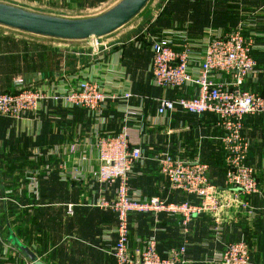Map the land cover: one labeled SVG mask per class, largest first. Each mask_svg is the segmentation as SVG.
<instances>
[{"label": "crops", "instance_id": "crops-1", "mask_svg": "<svg viewBox=\"0 0 264 264\" xmlns=\"http://www.w3.org/2000/svg\"><path fill=\"white\" fill-rule=\"evenodd\" d=\"M87 8L90 7H82ZM152 20L142 26V30ZM134 28L130 26L124 37L117 36L109 44L110 51L105 53V60L96 63L90 45L73 50L72 46L46 41L48 38L14 30L7 32V28L0 26V44L6 48L0 51V83L5 84L8 90L5 93H9L16 78L40 85L65 75L96 82L104 79L106 87L111 86L116 92L130 91L143 99L144 109L141 124L139 117L131 118L128 128L134 139L138 138L139 126L143 128L145 138L141 147L146 154V161L131 175L130 187L144 196L159 197L169 203L190 201L197 204L195 198L171 191L167 181L158 174L154 159L167 153L185 162L199 160L206 164L210 182L222 190L220 197L227 201L229 192L223 190L225 165L221 140L224 132L216 116L197 117L176 112L153 123L147 122V118H156V99L190 97L196 89L193 86L177 91L153 88L147 72L151 52L144 42H138V46L132 42L142 31ZM238 28L245 37L253 34L257 46L253 52L256 71L245 82L244 88L264 95V0H171L155 18L150 31L157 35L163 30L185 31L188 39L197 45L217 32L229 34ZM199 52L200 49L194 46L192 54L195 56ZM20 69L24 71L22 77L10 75L17 74ZM144 85L151 92H145ZM138 102L131 100L128 105L136 107ZM123 109L124 106L118 104L109 107L107 116L112 119L104 125V130L113 134L121 131ZM92 122V117L85 111L50 106L40 112L38 120L31 116L23 120L0 117V264H31L16 242L45 264H114L110 252L116 241V218L111 211L94 207L96 198L91 192L97 191L98 186L89 190L83 183L61 181L58 174L62 165L67 170L82 168L83 157L87 158L88 169H97L96 152L84 156L83 143L88 142L85 138L92 131ZM244 135L251 142L246 163L258 164L261 170L264 164V116L247 117ZM74 142L79 145V151L73 154L35 156L38 149H66ZM32 176L37 184L33 193L27 180ZM257 179L261 195L248 198L255 210V218L248 219L237 206L226 207L220 216L219 240L212 231L215 225L203 214L188 223L186 232L181 229L180 216L161 214L154 219L134 214L129 218L130 252L138 256L142 243L155 236L161 257L188 242L186 256L194 264H200L205 259L212 260L225 245L243 237L252 247V264H264L263 171L257 172ZM69 206L72 207L70 214Z\"/></svg>", "mask_w": 264, "mask_h": 264}, {"label": "built area", "instance_id": "built-area-1", "mask_svg": "<svg viewBox=\"0 0 264 264\" xmlns=\"http://www.w3.org/2000/svg\"><path fill=\"white\" fill-rule=\"evenodd\" d=\"M153 22L155 18L132 40L136 46L138 42H144L150 49L151 61L147 72L151 86L162 91L185 90L193 86L196 93L177 99H156V118H147V122L153 123L176 112L197 117L205 114L216 116L224 132L221 140L225 165L223 190L231 195L227 201L220 197L222 190L210 182L206 164L199 160L185 162L167 153H161L154 159L158 174L167 181L171 191L182 192L195 198L198 203H169L159 197H147L139 191H131V175L146 161V154L141 147L145 138L143 128L139 126L138 138L134 139L131 138L128 123L131 118L139 117L141 124L144 103L142 98L130 91L120 93L111 86L106 87L107 81L104 79L96 82L63 75L36 85L16 78L11 92L0 93V117L23 120L31 116L38 120L40 112L49 106L87 112L92 117L93 126L85 138L87 144L83 143L84 156L95 151L98 167L96 170L88 169L87 158L83 157L82 168L67 170L62 165L58 174L61 181L83 183L89 190L98 186L97 191L91 192L96 198L94 207L111 211L116 218V241L110 252L114 264H194L186 256L190 246L188 242L161 257L155 236L148 237L142 243L140 254L134 256L129 248V218L134 214L154 219L161 214L180 216L182 230L186 232L188 223L195 216L210 214L215 219L212 231L219 240L222 231L220 216L226 207L238 205L249 216L254 215L245 198L259 194L260 187L255 169L246 163L251 142L244 135V121L249 116H264V95L251 93L244 85L256 71L253 52L257 46L253 41L254 35L245 37L239 28L229 34L217 32L196 45L188 39L185 31L163 30L160 35L151 33ZM109 44L90 45L89 49L96 55V63L105 60V53L110 51ZM194 46L200 49L195 56L192 54ZM131 100H139L138 106H129ZM117 104L124 106V125L119 133L113 134L104 130V125L112 119V116H107L109 107ZM78 147L74 142L66 149H38L35 156L73 154L79 151ZM27 180L28 188L33 193L36 181L33 176ZM71 209L69 206V214ZM250 258L248 245L240 241L227 244L212 260L200 264H250Z\"/></svg>", "mask_w": 264, "mask_h": 264}, {"label": "water", "instance_id": "water-1", "mask_svg": "<svg viewBox=\"0 0 264 264\" xmlns=\"http://www.w3.org/2000/svg\"><path fill=\"white\" fill-rule=\"evenodd\" d=\"M150 0H120L104 13L69 19L32 12L0 2V26L37 37L60 41H89L111 35L136 18ZM16 246L31 264H45L19 242Z\"/></svg>", "mask_w": 264, "mask_h": 264}, {"label": "rangeland", "instance_id": "rangeland-1", "mask_svg": "<svg viewBox=\"0 0 264 264\" xmlns=\"http://www.w3.org/2000/svg\"><path fill=\"white\" fill-rule=\"evenodd\" d=\"M3 1L4 0H1L0 2L9 4L12 6L20 7V8H23V9H26V10H29L32 12H36V13H41V14H46V15H51V16H57V17H63V18H69V19H81V18H89V17L98 16V15L104 13L105 11H107L108 9H110L111 7H113L120 0H13V1L7 0V2H3ZM169 1H171V0H169ZM169 1H167V0H150L149 3L146 5V7L143 9V11L136 18H134L130 23H128L126 26L122 27L121 29L117 30L116 32L112 33L111 35H108V36L103 37V38L89 40V41H75V42L56 41L54 39L53 40L49 39L46 41H49L51 43H59L62 45H69V46H72L71 48H75L73 50H76V47H84L85 48V47L92 45V44L112 43L113 40H115V38L117 36L118 37L126 36V34H127L126 32H128L127 30L130 28V26L131 27L134 26L135 30H142V26L146 25L147 22L150 21L151 19L156 18L159 15L162 8L166 7V4ZM85 5H87V7H90V8L82 9V7H84ZM5 31L12 32V30H10V29H7ZM14 33H16V32H14ZM23 36H25V35H23ZM114 44H116V43L114 42ZM69 46L66 48H69ZM52 48L54 49V47H52ZM5 50H6V48L0 44V51H5ZM65 50H70V49H65ZM23 72L24 71L22 69H20L17 74L12 73L10 75H12V76L14 75L13 77H16V76L22 77ZM0 85L4 86V87H0V93L8 92V90H6V88H5V84L0 83ZM149 90H150V88L148 86L144 85V91L145 92H151ZM23 139L27 140V138H25V137ZM25 140L23 143H26ZM28 149H29V146L27 147V150ZM251 167L254 168L256 173L258 172V174H260V172H262V171L264 172V164H263V168L262 167L260 168L261 170L258 169V167H260L258 164L252 165ZM258 176H260V175H258ZM14 180H12V182ZM21 182L24 183V180L22 179ZM129 187H130V184H129ZM259 187H260V185H259ZM130 190L131 191H137V190L132 189L131 187H130ZM260 195H261V189H260L259 194H254L251 196H260ZM229 196H231V195L228 194V197ZM251 196L246 197L245 201L248 204V208L254 212L253 216H249L246 213V210H242L239 207L240 212H242L245 215V217H247L248 219H253L256 216L255 210L249 204L248 198ZM235 206L238 207V205H235ZM235 206H232V207H235ZM203 215L205 217H207L208 219H210L212 224L215 223V219L210 214H203ZM9 219H10V216H9ZM9 223H10V221H9ZM240 239L241 240H239L237 242H240V241L245 242V240H244L245 238L241 237ZM232 243H235V242H232ZM228 244H231V242ZM246 244L248 245L249 249H251L250 250V257H251L250 260H253L252 247L249 243H246ZM206 260H208V259H205L203 261H206ZM250 264H252L251 261H250Z\"/></svg>", "mask_w": 264, "mask_h": 264}]
</instances>
